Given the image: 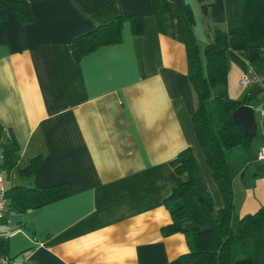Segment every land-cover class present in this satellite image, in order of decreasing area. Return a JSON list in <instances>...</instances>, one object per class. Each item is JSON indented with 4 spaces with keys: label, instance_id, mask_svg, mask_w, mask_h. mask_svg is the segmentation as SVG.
<instances>
[{
    "label": "crops",
    "instance_id": "1",
    "mask_svg": "<svg viewBox=\"0 0 264 264\" xmlns=\"http://www.w3.org/2000/svg\"><path fill=\"white\" fill-rule=\"evenodd\" d=\"M24 1L30 22L20 23L12 7L0 20V124L18 148L15 164L0 173L5 188L65 185L31 209L5 212L7 256L30 264H181L185 235L161 232L170 221L164 197L186 178L171 164L181 148L191 147L216 206L222 197L192 127L195 96L176 0ZM186 1L200 48L214 28L239 23V0H213L206 13L198 0ZM135 12L143 15V32L133 34L125 20L120 41L74 59L75 35ZM227 59L226 82L213 92L251 94L260 84L240 85L244 73L264 82V47L228 50ZM255 93L250 104L257 106ZM225 116L219 108L217 118ZM262 141L261 135L226 153L233 229L264 205V162L256 159ZM36 156L41 162L31 180L20 177ZM229 254L231 264H254L250 238L233 240Z\"/></svg>",
    "mask_w": 264,
    "mask_h": 264
},
{
    "label": "trees",
    "instance_id": "2",
    "mask_svg": "<svg viewBox=\"0 0 264 264\" xmlns=\"http://www.w3.org/2000/svg\"><path fill=\"white\" fill-rule=\"evenodd\" d=\"M198 1L203 13H206L213 3V0ZM239 1V23L227 30L214 28L211 39L202 48L199 47L193 32L195 19L191 6L186 0H176L173 3L181 23L186 54V75L195 96L191 117L192 127L210 174L222 197V205L216 206L191 147L181 148L171 160V164L175 172H184L186 178L173 186L164 197V206L170 214V221L161 228L164 235L175 232L185 235L188 248L180 255L181 264H231L230 243L245 237L251 239L254 264H264V205L259 206L254 212L242 215L235 228H232L233 185L226 159L229 148L235 145L248 147L255 134L245 135L241 125L232 120L231 112L240 105L248 104L252 106L254 112L256 107L261 118L263 77L258 76L261 81L258 83L260 100L257 106L250 104L252 98L250 92L243 94L241 98H233L225 89L215 92L212 90L214 85L226 82L228 50L264 47V0ZM7 7L14 9L20 23L31 21V13L26 1L0 0V20L5 18ZM125 20L129 22L133 34L143 32L144 22L141 13L111 16L71 39L69 47L74 59L79 60L101 45L120 41L122 23ZM211 96L226 113L225 118L215 125L211 123L206 109V101ZM256 121L255 119V124ZM262 144L263 141L260 145ZM0 148L2 153L0 169L7 172L16 162L18 148L10 131L5 130L1 124ZM40 162V156L31 159L19 171L20 177L30 181ZM64 185V182L49 185L27 183L6 188L5 212L21 213L31 209L61 192ZM0 254L8 255L7 237L2 233H0Z\"/></svg>",
    "mask_w": 264,
    "mask_h": 264
},
{
    "label": "built area",
    "instance_id": "3",
    "mask_svg": "<svg viewBox=\"0 0 264 264\" xmlns=\"http://www.w3.org/2000/svg\"><path fill=\"white\" fill-rule=\"evenodd\" d=\"M260 81L261 79L256 74H252V73H244L239 78L240 85L259 83ZM262 98L263 100H262V105L260 107V115H261L260 120L262 122L261 132L263 137V144L259 146L256 153V158L257 160L264 162V88L262 89ZM1 160H2V153L0 148V162ZM5 190L6 188L3 185V176L0 173V220L5 214V206H6ZM16 263L17 262L9 259L7 256L0 254V264H16Z\"/></svg>",
    "mask_w": 264,
    "mask_h": 264
},
{
    "label": "water",
    "instance_id": "4",
    "mask_svg": "<svg viewBox=\"0 0 264 264\" xmlns=\"http://www.w3.org/2000/svg\"><path fill=\"white\" fill-rule=\"evenodd\" d=\"M260 87L255 85L251 89V96H254ZM231 118L234 122L241 125L245 135H253L256 131V124L254 119V111L252 106L248 104L240 105L231 112Z\"/></svg>",
    "mask_w": 264,
    "mask_h": 264
},
{
    "label": "rangeland",
    "instance_id": "5",
    "mask_svg": "<svg viewBox=\"0 0 264 264\" xmlns=\"http://www.w3.org/2000/svg\"><path fill=\"white\" fill-rule=\"evenodd\" d=\"M214 88H212L213 90ZM206 107H207V111H208V115L210 116V120L211 123L213 125L217 124L218 122H220L221 120H219V118H217V111H219V108L222 112H224L222 110V108L220 107V105L218 104V102L216 101V99L211 96L209 97V99L206 101ZM255 118H256V131L255 134L253 135V140H259V137L262 135L261 132V127H262V123L260 120V116H259V112L256 110L255 111ZM261 133V135H260Z\"/></svg>",
    "mask_w": 264,
    "mask_h": 264
}]
</instances>
